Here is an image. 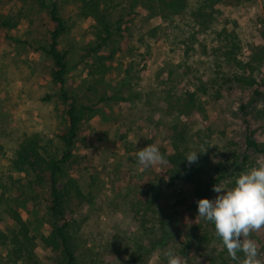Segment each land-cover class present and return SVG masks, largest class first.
<instances>
[{
	"label": "rangeland",
	"instance_id": "374dc122",
	"mask_svg": "<svg viewBox=\"0 0 264 264\" xmlns=\"http://www.w3.org/2000/svg\"><path fill=\"white\" fill-rule=\"evenodd\" d=\"M132 1H99L101 9L112 8L114 29L115 21H122L121 31L100 49L99 55L110 56L100 66L98 55L88 52L97 43V22L84 16L83 0H56L67 23L59 42L67 52L66 88L78 105L97 109L81 124L61 182L74 178L82 191L67 205L72 231L77 230L72 232L77 264H167L169 252L179 264H211L226 249L215 234L209 242L198 239L215 229L199 226L206 220L197 208L187 211L193 195L189 185L163 186V210L157 215L164 214L172 232L167 241L160 239L159 220L138 213L141 188L151 170L168 177L166 154L175 152L177 140L186 156L199 152L194 164L203 166L202 174H227L217 184L225 190L242 171L264 161L263 154L245 146L240 109L247 106L255 137L264 144V90L253 96L252 87L237 80L264 76V0H186L187 9L170 19L149 17L143 2L130 7ZM52 25L48 10L36 0H0V264H33L9 259L12 233L23 230L17 217L28 226L34 260L64 264L60 249L42 240L51 231L48 183L30 188L29 176L11 169L27 136H38L47 156L65 150L66 103L53 78V59L41 49ZM147 145H155L163 160L145 168L136 153ZM216 196L212 191L209 199ZM174 211L183 213L178 230ZM247 238L264 264V227Z\"/></svg>",
	"mask_w": 264,
	"mask_h": 264
},
{
	"label": "trees",
	"instance_id": "16d2710c",
	"mask_svg": "<svg viewBox=\"0 0 264 264\" xmlns=\"http://www.w3.org/2000/svg\"><path fill=\"white\" fill-rule=\"evenodd\" d=\"M36 1L48 10L53 22L49 32L48 44L42 46L41 49L53 59V78L59 85L61 97L66 103L67 130L61 135L65 150L61 156H47L41 151L43 148L40 143V138L36 135L27 136L20 142L15 151L14 157L11 160V169L16 172L26 173L27 176H29L30 188L43 186L48 183L51 196L49 205L51 231L49 236H42V240L45 244H51L54 248L60 249L64 258V264H77V258L72 243V234L77 230L72 231L74 220L70 218L67 212V205L71 196H81L82 191L74 178H69L68 181H65L63 184L61 182H63L62 179L67 174V164L72 160V149L76 142V138L78 137L81 124L85 119L93 117L97 112V109L94 104L78 105L75 97L71 96L66 88L65 75L68 71L67 52L59 48V42L60 37L67 30V23L60 15L56 0ZM99 1L100 0H83V4L85 7L84 16L91 17L97 22L95 27L97 43L95 46L88 48V52H93L95 55H98L97 62L100 66H104L102 59L106 60L107 58H110V56L99 55L101 53L100 49L113 40V33L115 30L121 31L122 21L120 18L118 21H115L116 29H114L111 20L112 8L103 6L101 9V7H99ZM222 1L225 0H210V3L217 4ZM228 1L232 4L235 1L237 3L235 2L234 4L241 2V0ZM142 2L149 13V17L161 15L164 19H170L172 16L182 14L187 9L186 0H133L130 3V7H134L138 3L142 4ZM237 80L251 86L253 96L257 97L262 95V90H264V76L260 80L254 78L248 80L243 77H237ZM123 100L126 99L123 97ZM254 101V99H251L249 104L251 105ZM240 109L244 114V121L246 124V148L253 149L257 153L264 155V144L259 142L255 137V130L249 122V111L247 110V106L242 104ZM177 142L178 140L175 141L174 144L175 152L172 154H166L165 171L168 174V177L167 175L165 176L164 173L151 170L150 176L143 183L140 193V203L142 207L139 208L138 213L145 216L150 214L152 217L159 220L158 225L163 226V229L161 228L163 233L160 239L164 241H167L169 236L172 235V232L167 230L166 222L163 221L164 214L161 213L157 215L158 211L163 210L162 199L164 197V184L173 186L176 182L187 183L189 188L193 191L191 203L187 208V211H192L194 208H197L196 201L201 198L209 199L213 186L220 183L227 175L224 172L216 177H212L209 173L202 174L201 170H203V166L200 163L189 164L185 159V152L178 149ZM247 158L248 157L245 155L243 160L246 161ZM238 165V163H234L233 167L236 168ZM234 180L230 181L228 184L230 188L234 186ZM166 181L168 183H166ZM72 191L74 194L71 195L70 192ZM176 200L177 204L181 202L178 200L177 196L174 204L176 203ZM16 220L21 222L23 230L20 233L18 231H13L12 233L11 241L14 248L9 250V259L13 263H17L18 260L32 263L33 260V264H38L37 261L34 260V243L31 242L32 239L28 236V226L24 224L23 220L19 217H17ZM182 220L183 213L180 211H174V214H172V223L175 230L180 228ZM198 223L199 226H210L214 229V225L211 222L199 220ZM153 230L155 232L157 226H154ZM208 230L209 229L204 231V234L198 238L200 241L209 242L210 237L212 236L211 234H215L210 233ZM6 239L7 238H5L4 243L6 242ZM191 242V240H188L185 243L190 245ZM226 252V250L222 251L221 256L219 258H213L210 263L230 264L231 258L228 256V259L225 256ZM237 255L240 260H243V253H237ZM234 264H238V262L234 260Z\"/></svg>",
	"mask_w": 264,
	"mask_h": 264
},
{
	"label": "clouds",
	"instance_id": "9594fccd",
	"mask_svg": "<svg viewBox=\"0 0 264 264\" xmlns=\"http://www.w3.org/2000/svg\"><path fill=\"white\" fill-rule=\"evenodd\" d=\"M197 153L185 157L189 164L197 160ZM136 159L145 168L163 160L155 145H147L137 151ZM212 191L215 199L201 198L197 203V215L214 225L215 235L220 238L228 255L238 264H259L257 247L248 239L251 231L264 227V161L242 171L234 180V186L225 190L217 185ZM237 253H243L240 260ZM167 264H179L173 253L166 254Z\"/></svg>",
	"mask_w": 264,
	"mask_h": 264
}]
</instances>
